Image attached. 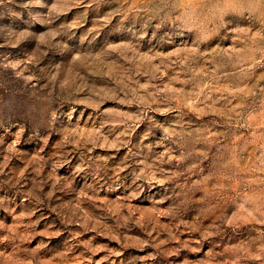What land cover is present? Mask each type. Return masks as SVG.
I'll return each instance as SVG.
<instances>
[{"label":"rangeland","instance_id":"1","mask_svg":"<svg viewBox=\"0 0 264 264\" xmlns=\"http://www.w3.org/2000/svg\"><path fill=\"white\" fill-rule=\"evenodd\" d=\"M0 264H264V0H0Z\"/></svg>","mask_w":264,"mask_h":264}]
</instances>
